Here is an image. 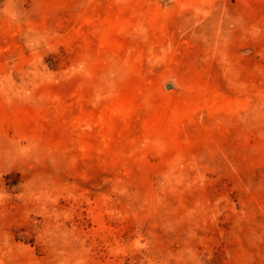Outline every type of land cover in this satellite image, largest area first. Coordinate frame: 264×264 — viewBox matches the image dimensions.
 I'll list each match as a JSON object with an SVG mask.
<instances>
[{
	"label": "rangeland",
	"instance_id": "rangeland-1",
	"mask_svg": "<svg viewBox=\"0 0 264 264\" xmlns=\"http://www.w3.org/2000/svg\"><path fill=\"white\" fill-rule=\"evenodd\" d=\"M0 264H264V0H0Z\"/></svg>",
	"mask_w": 264,
	"mask_h": 264
}]
</instances>
